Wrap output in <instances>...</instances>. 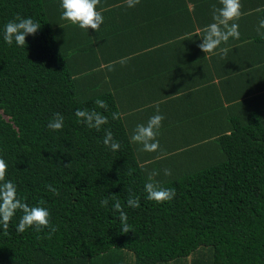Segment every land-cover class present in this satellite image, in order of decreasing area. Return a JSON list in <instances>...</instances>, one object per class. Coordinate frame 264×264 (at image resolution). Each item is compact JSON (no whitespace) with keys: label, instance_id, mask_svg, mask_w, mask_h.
Segmentation results:
<instances>
[{"label":"trees","instance_id":"trees-1","mask_svg":"<svg viewBox=\"0 0 264 264\" xmlns=\"http://www.w3.org/2000/svg\"><path fill=\"white\" fill-rule=\"evenodd\" d=\"M17 14L41 24L25 47L3 40ZM53 24L46 0H0V157L18 196L46 207L57 229L51 239L48 228L17 232V211L7 232L0 226V264H264V117L233 118L229 132L213 140L212 159L149 181L121 115L112 119L120 114L113 93L78 88ZM85 108L108 123L99 131L79 123L75 112ZM56 112L64 116L60 131L48 128ZM106 130L119 151L104 145ZM147 182L174 188L176 196L150 201ZM129 189L139 208L127 206ZM114 198L127 213V233L112 211ZM114 250L128 255L117 260Z\"/></svg>","mask_w":264,"mask_h":264},{"label":"crops","instance_id":"crops-1","mask_svg":"<svg viewBox=\"0 0 264 264\" xmlns=\"http://www.w3.org/2000/svg\"><path fill=\"white\" fill-rule=\"evenodd\" d=\"M241 4L239 39L221 45L229 49L222 58L198 47L219 0H140L132 8L124 0H100L104 23L98 32L61 19V0H46L78 88L113 93L130 137L159 105L165 117L160 149L144 152L132 142L145 174L158 173L151 181L212 159L213 140L229 132L233 118L248 112L264 117V40L256 30L264 0ZM166 168L172 175L164 174ZM113 252L117 260L126 254Z\"/></svg>","mask_w":264,"mask_h":264},{"label":"clouds","instance_id":"clouds-1","mask_svg":"<svg viewBox=\"0 0 264 264\" xmlns=\"http://www.w3.org/2000/svg\"><path fill=\"white\" fill-rule=\"evenodd\" d=\"M125 5L129 8L135 7L140 0H124ZM220 7L212 5V21L208 24L201 35L202 42L198 47L207 55H220L226 57L229 49L221 47L222 44H227L230 38L239 39V24L236 23L243 15L241 9L243 5L241 0H219ZM100 0H61V8L63 9L61 19L70 21L73 25H78L81 29L99 31L100 26L104 23L103 10H97ZM41 24L34 21L30 17H21L19 14L10 20L4 27L3 40L12 45L13 42L19 47L26 46V37L35 35L40 29ZM264 19H260L257 32L261 37H264ZM121 60L120 63H124ZM112 65H109L111 70ZM95 104L102 109L107 110L106 101L97 99ZM157 114L151 116L146 124H138L134 129L130 141L142 145L140 151L156 152L160 149V144L157 139L158 131L165 117L159 112V105H156ZM75 115L79 123L85 124L88 128H95L97 131L103 125L108 123V117L102 115L95 109L89 110L77 109ZM119 113H113L112 119H119ZM64 127V116L56 112L53 118L48 123V128L52 131H60ZM103 143L112 151H119L121 145L114 139L111 130H106ZM8 173V164L3 157H0V226L7 232L10 222L16 215L17 211L23 213L16 226L17 232H24L29 228H34L37 232H42L45 228L49 229L47 238L51 239L57 229L50 223V211L42 206H30L26 202V198L22 199L18 196L17 185L11 180L6 179ZM131 174V173H129ZM166 176L172 175L171 169H164ZM158 175L157 172L149 174V181L152 177ZM47 189L54 195H59V189L48 184ZM144 190L147 193V199L157 203L171 201L176 196L174 188H164L158 183L147 182L144 185ZM100 204L107 208L109 199L105 197L100 201ZM127 206L131 208H139V197L132 194L129 189ZM112 211L119 213L121 221V231L127 233L131 230V225L127 223L128 216L124 211V206L119 199L114 198Z\"/></svg>","mask_w":264,"mask_h":264},{"label":"rangeland","instance_id":"rangeland-1","mask_svg":"<svg viewBox=\"0 0 264 264\" xmlns=\"http://www.w3.org/2000/svg\"><path fill=\"white\" fill-rule=\"evenodd\" d=\"M182 171L184 172V170H182ZM183 172H182V173H183Z\"/></svg>","mask_w":264,"mask_h":264}]
</instances>
